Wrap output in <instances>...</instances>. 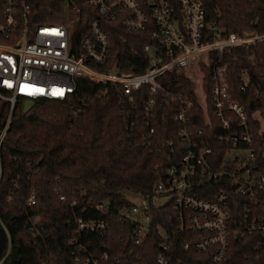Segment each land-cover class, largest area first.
Here are the masks:
<instances>
[{
    "label": "built area",
    "instance_id": "2783aa9c",
    "mask_svg": "<svg viewBox=\"0 0 264 264\" xmlns=\"http://www.w3.org/2000/svg\"><path fill=\"white\" fill-rule=\"evenodd\" d=\"M87 2L96 7V15L80 41L74 43L73 33L81 19V8L74 2L69 4L65 21L32 23V7L27 0H4L0 17V95L10 101L11 112L19 97L65 99L75 91L79 76L118 86L122 118L131 128L142 122L143 139L152 140L160 118H170L175 129V136L164 142L166 160L157 166L160 176L152 194L149 198L139 195L141 204L134 201L122 210L133 226V243L142 245L152 232V209L170 205L176 229L189 232L187 240L193 241L196 250H211L213 263L227 256L232 231L243 236L260 231L257 251L264 252V217L253 214L256 204L264 201V161L251 130L246 103L233 94L228 63L224 61V55L234 48H247L264 40V32L254 28L241 33L224 32L218 24L207 22L204 0ZM116 19H122L128 31L148 33L135 63L130 59L110 63L111 39L104 20ZM174 71L188 78L185 90L171 89L162 81V76ZM252 80L249 69L242 68L240 88L246 91ZM9 122L10 117L0 132V145ZM234 195L244 201L233 199ZM35 201L33 189L27 204ZM237 202L242 207V218L235 221L233 209ZM38 219L30 217L31 229L36 233ZM75 221L76 234L68 240L74 245L75 262L101 264L80 239V233L104 236L109 223L84 217H76ZM163 236L158 263L184 264L174 259L172 234L163 231ZM11 250L9 240L0 264H6Z\"/></svg>",
    "mask_w": 264,
    "mask_h": 264
},
{
    "label": "trees",
    "instance_id": "16d2710c",
    "mask_svg": "<svg viewBox=\"0 0 264 264\" xmlns=\"http://www.w3.org/2000/svg\"><path fill=\"white\" fill-rule=\"evenodd\" d=\"M27 1L32 7V23L65 21L69 4L80 6L74 43L80 41L96 15V7L87 0ZM3 2L0 0V17ZM204 3L207 22L218 24L224 32L241 33L250 28L264 32V0ZM104 27L111 39L110 63L116 59L135 63L142 45L148 41V33L128 31L122 19L104 20ZM224 61L228 63L233 94L246 103L251 130L264 161V121L258 118L264 119V40L247 48H234L224 55ZM242 68H248L253 75L246 91L240 88ZM164 77L167 87L186 89L184 82L188 78L184 73L174 71ZM76 84L75 91L65 99L39 98L27 111L22 97L12 112L10 101L0 99V132L10 117L0 145V257L6 253L9 240L12 244L6 264H84L75 262L74 245L68 242L76 234V217L109 223L104 236L80 233V239L101 264H159L163 231L172 234L174 259L183 260L184 264H264V252L257 251L260 231L244 236L232 231L227 256L213 263L211 250H196L193 241L187 240L189 232L176 229L170 205L152 209V232L142 245L133 243V226L123 217L122 210L134 201L126 192L150 197L160 176L157 166L166 160L164 142L175 136L174 125L170 118H160L152 140H145L142 122L133 128L125 124L118 86L99 84L86 76L77 77ZM33 189L36 201L28 205ZM233 199L244 201L237 195ZM256 205L253 214L264 217V201ZM31 216L39 217L37 233L31 229ZM233 217L235 221L242 218L239 202Z\"/></svg>",
    "mask_w": 264,
    "mask_h": 264
},
{
    "label": "rangeland",
    "instance_id": "374dc122",
    "mask_svg": "<svg viewBox=\"0 0 264 264\" xmlns=\"http://www.w3.org/2000/svg\"><path fill=\"white\" fill-rule=\"evenodd\" d=\"M0 99L1 100H7L6 97L1 96V95H0ZM23 106H24V102H23ZM262 121H264L263 118H262ZM126 194L131 200L135 201L136 203H138V204L142 203V199L139 196V194L132 192V191H127ZM162 202H165V200H162Z\"/></svg>",
    "mask_w": 264,
    "mask_h": 264
},
{
    "label": "water",
    "instance_id": "95a60500",
    "mask_svg": "<svg viewBox=\"0 0 264 264\" xmlns=\"http://www.w3.org/2000/svg\"><path fill=\"white\" fill-rule=\"evenodd\" d=\"M71 2V1H70ZM35 100L32 99L31 97H26L24 101V110L27 111L29 108L34 104ZM107 202V200L105 201Z\"/></svg>",
    "mask_w": 264,
    "mask_h": 264
}]
</instances>
